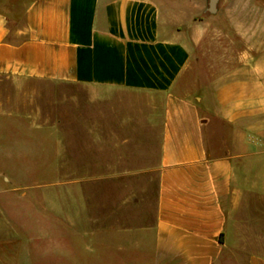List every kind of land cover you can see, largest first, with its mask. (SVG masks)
Instances as JSON below:
<instances>
[{
    "label": "crops",
    "instance_id": "0c3cea01",
    "mask_svg": "<svg viewBox=\"0 0 264 264\" xmlns=\"http://www.w3.org/2000/svg\"><path fill=\"white\" fill-rule=\"evenodd\" d=\"M208 4L0 0V78L164 96L154 164L129 148L123 167L118 145L103 170L68 143L121 136H56L49 197L0 200V264H264V0ZM153 174L155 190L138 182ZM73 175H112V202L99 194L95 211Z\"/></svg>",
    "mask_w": 264,
    "mask_h": 264
},
{
    "label": "rangeland",
    "instance_id": "374dc122",
    "mask_svg": "<svg viewBox=\"0 0 264 264\" xmlns=\"http://www.w3.org/2000/svg\"><path fill=\"white\" fill-rule=\"evenodd\" d=\"M198 65L202 70H208V59ZM193 70L194 63L191 61L182 84L188 91L195 90L200 83L199 79H195ZM95 93L98 91L92 92L79 83L39 79L16 83L0 78V200L11 204L21 201V190L17 189L24 186L28 198H36V194L49 197L56 177L51 175L50 169L56 160V136L59 134L64 137L98 134L107 138L121 136L120 144L112 139L68 143L72 159L81 157L77 148L86 146L90 162L97 163L100 158L102 161L99 162L104 164L103 170H108V165H113L117 160L114 147L118 145L122 148L123 167L129 163V148L136 154L138 167L156 163L162 128L163 94L127 90ZM70 177L85 180L86 193L95 211L99 194L105 193L107 202H112V175ZM139 178H143L139 183L155 190V174ZM144 178H148V181L144 182ZM152 199L154 203V197ZM41 244L42 247H49L48 241ZM129 259V255H123V262L128 263Z\"/></svg>",
    "mask_w": 264,
    "mask_h": 264
},
{
    "label": "water",
    "instance_id": "95a60500",
    "mask_svg": "<svg viewBox=\"0 0 264 264\" xmlns=\"http://www.w3.org/2000/svg\"><path fill=\"white\" fill-rule=\"evenodd\" d=\"M217 1H218V0H209L208 11H209L210 13L216 11V9H217Z\"/></svg>",
    "mask_w": 264,
    "mask_h": 264
},
{
    "label": "trees",
    "instance_id": "16d2710c",
    "mask_svg": "<svg viewBox=\"0 0 264 264\" xmlns=\"http://www.w3.org/2000/svg\"><path fill=\"white\" fill-rule=\"evenodd\" d=\"M208 13H210L209 11H207Z\"/></svg>",
    "mask_w": 264,
    "mask_h": 264
}]
</instances>
